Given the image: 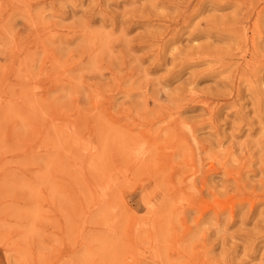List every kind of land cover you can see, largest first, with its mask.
<instances>
[{
    "label": "rangeland",
    "instance_id": "1",
    "mask_svg": "<svg viewBox=\"0 0 264 264\" xmlns=\"http://www.w3.org/2000/svg\"><path fill=\"white\" fill-rule=\"evenodd\" d=\"M0 264H264V0H0Z\"/></svg>",
    "mask_w": 264,
    "mask_h": 264
},
{
    "label": "bare ground",
    "instance_id": "2",
    "mask_svg": "<svg viewBox=\"0 0 264 264\" xmlns=\"http://www.w3.org/2000/svg\"><path fill=\"white\" fill-rule=\"evenodd\" d=\"M110 191V190H109ZM234 211V210H233Z\"/></svg>",
    "mask_w": 264,
    "mask_h": 264
}]
</instances>
